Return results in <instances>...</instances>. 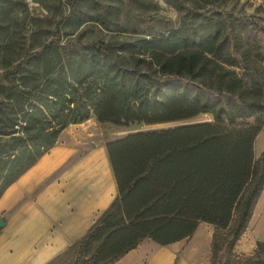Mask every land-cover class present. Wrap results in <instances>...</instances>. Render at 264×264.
Segmentation results:
<instances>
[{"label":"trees","instance_id":"1","mask_svg":"<svg viewBox=\"0 0 264 264\" xmlns=\"http://www.w3.org/2000/svg\"><path fill=\"white\" fill-rule=\"evenodd\" d=\"M166 1L182 10L179 0ZM189 22L78 57H71L75 47L51 41L1 85L0 198L69 125L211 117L108 142L116 196L48 264H113L146 239L160 246L187 239L200 223L214 228L210 264H234L264 187V150L254 152L264 128V20ZM241 264H264V243Z\"/></svg>","mask_w":264,"mask_h":264},{"label":"rangeland","instance_id":"2","mask_svg":"<svg viewBox=\"0 0 264 264\" xmlns=\"http://www.w3.org/2000/svg\"><path fill=\"white\" fill-rule=\"evenodd\" d=\"M179 2L180 12L166 0H0V89L1 85L11 84L18 63H25L51 41L75 47L71 57H78L92 47L135 42L165 33L181 22L198 24L226 17L248 18L254 22L264 20V0H202L196 5L186 0ZM34 73L39 76V69ZM205 122H211V117L200 115L184 122L126 127L98 123L91 118L82 124L68 126L51 150L62 149L68 154L63 166L68 169L93 153L105 152L108 142L127 135ZM259 135L262 137L254 143L256 157L264 150V128ZM262 192L245 230L246 237L255 244L250 256L257 250V243H264ZM101 212L95 214L93 222ZM7 217L8 212H3L0 220ZM73 254L74 251L67 263ZM242 261L240 257L234 264Z\"/></svg>","mask_w":264,"mask_h":264},{"label":"crops","instance_id":"3","mask_svg":"<svg viewBox=\"0 0 264 264\" xmlns=\"http://www.w3.org/2000/svg\"><path fill=\"white\" fill-rule=\"evenodd\" d=\"M67 158L62 149L51 150L0 198V215L8 212L0 228V264H48L81 239L115 198L106 151L68 169ZM213 232L200 223L191 237L166 246L146 239L113 264H210ZM254 245L244 232L233 250L236 260L250 256Z\"/></svg>","mask_w":264,"mask_h":264},{"label":"bare ground","instance_id":"4","mask_svg":"<svg viewBox=\"0 0 264 264\" xmlns=\"http://www.w3.org/2000/svg\"><path fill=\"white\" fill-rule=\"evenodd\" d=\"M262 134H263V133H262ZM262 134H261V135H262ZM262 136H263V135H262ZM262 136L259 135V136L256 138V141H257L259 138H261ZM254 143H256V142H254ZM263 194H264V192H263ZM263 194H262V195H263ZM261 203H262V202H261Z\"/></svg>","mask_w":264,"mask_h":264},{"label":"water","instance_id":"5","mask_svg":"<svg viewBox=\"0 0 264 264\" xmlns=\"http://www.w3.org/2000/svg\"><path fill=\"white\" fill-rule=\"evenodd\" d=\"M3 220H0V228L3 226Z\"/></svg>","mask_w":264,"mask_h":264}]
</instances>
